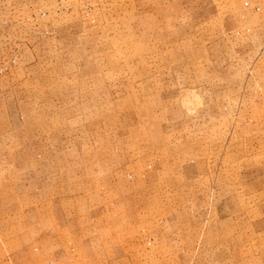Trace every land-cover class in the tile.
Segmentation results:
<instances>
[{
    "label": "rangeland",
    "instance_id": "rangeland-1",
    "mask_svg": "<svg viewBox=\"0 0 264 264\" xmlns=\"http://www.w3.org/2000/svg\"><path fill=\"white\" fill-rule=\"evenodd\" d=\"M256 1L0 0V264H264Z\"/></svg>",
    "mask_w": 264,
    "mask_h": 264
},
{
    "label": "crops",
    "instance_id": "crops-1",
    "mask_svg": "<svg viewBox=\"0 0 264 264\" xmlns=\"http://www.w3.org/2000/svg\"><path fill=\"white\" fill-rule=\"evenodd\" d=\"M257 3H263L264 4V1L263 0H257L256 1ZM259 5V4H257ZM257 8H260V7H257ZM261 9V8H260ZM264 9V8H263ZM263 17H264V14H263ZM259 28L262 29L263 33H264V23L261 22V24L259 25Z\"/></svg>",
    "mask_w": 264,
    "mask_h": 264
},
{
    "label": "built area",
    "instance_id": "built-area-1",
    "mask_svg": "<svg viewBox=\"0 0 264 264\" xmlns=\"http://www.w3.org/2000/svg\"><path fill=\"white\" fill-rule=\"evenodd\" d=\"M246 5L248 6L249 3H246ZM256 10H257V11H260V8H256ZM14 62H15V61H14ZM1 71H3V69H2Z\"/></svg>",
    "mask_w": 264,
    "mask_h": 264
}]
</instances>
